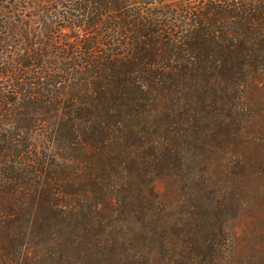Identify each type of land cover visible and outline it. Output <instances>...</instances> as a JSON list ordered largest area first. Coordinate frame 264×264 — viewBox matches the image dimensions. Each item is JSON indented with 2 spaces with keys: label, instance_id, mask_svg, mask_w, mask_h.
Masks as SVG:
<instances>
[{
  "label": "trees",
  "instance_id": "1",
  "mask_svg": "<svg viewBox=\"0 0 264 264\" xmlns=\"http://www.w3.org/2000/svg\"><path fill=\"white\" fill-rule=\"evenodd\" d=\"M200 5L0 0V264H240L226 222L264 207V0Z\"/></svg>",
  "mask_w": 264,
  "mask_h": 264
},
{
  "label": "rangeland",
  "instance_id": "2",
  "mask_svg": "<svg viewBox=\"0 0 264 264\" xmlns=\"http://www.w3.org/2000/svg\"><path fill=\"white\" fill-rule=\"evenodd\" d=\"M207 0H162L164 11L177 15L185 11H192ZM149 8V6H148ZM77 48V49H76ZM74 47L73 53H77ZM154 190L162 201L172 203L177 198L176 185L172 180H160L154 184ZM179 199V198H178ZM226 228L231 240L235 244V255L240 264H254L264 261V207L254 209L252 212L243 213L235 219L226 222Z\"/></svg>",
  "mask_w": 264,
  "mask_h": 264
}]
</instances>
